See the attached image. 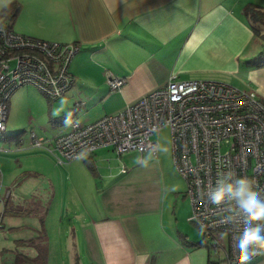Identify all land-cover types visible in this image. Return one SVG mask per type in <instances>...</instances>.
<instances>
[{"label": "crops", "instance_id": "1", "mask_svg": "<svg viewBox=\"0 0 264 264\" xmlns=\"http://www.w3.org/2000/svg\"><path fill=\"white\" fill-rule=\"evenodd\" d=\"M11 3L20 7L16 17L0 22L15 33L80 47L69 67L71 88L28 119L29 132L50 148L68 122L115 114L164 86L169 75L224 82L264 101V20L245 15L249 5L264 10V0H0V11ZM108 73L125 81L119 90L109 89ZM17 98L7 104L6 123ZM21 132L19 145L8 141V152L32 157L36 173H53L62 210L72 205L82 214L62 229L64 238H79L72 245L80 264H226L188 221L190 204L171 155L160 157L157 149L156 158L139 163L137 154L129 163L103 148L58 165L56 151L31 147ZM251 264H264V255Z\"/></svg>", "mask_w": 264, "mask_h": 264}, {"label": "built area", "instance_id": "2", "mask_svg": "<svg viewBox=\"0 0 264 264\" xmlns=\"http://www.w3.org/2000/svg\"><path fill=\"white\" fill-rule=\"evenodd\" d=\"M79 51L78 44L26 37L0 22V133L5 131L7 104L19 88L34 87L50 102L68 92L74 82L69 67ZM124 83L107 74L111 91L119 90ZM67 127L65 133L54 138L52 148L31 130V147L56 151L58 165L103 148L112 149L117 159L136 153L141 163L146 156L157 157L156 136L168 128L172 163L185 182L190 204L188 221L206 245L224 255L226 264H238L233 235L242 228L243 216L235 226L222 223L228 214L225 205L232 202L226 200L225 205L217 206L210 203L209 193L218 176L232 172L233 179L252 180L264 197V101L254 92L224 82L183 81L169 75L164 86L121 111L90 124L70 121ZM80 153L84 155L77 158ZM120 173H126L124 165ZM5 198H13L11 190Z\"/></svg>", "mask_w": 264, "mask_h": 264}, {"label": "rangeland", "instance_id": "3", "mask_svg": "<svg viewBox=\"0 0 264 264\" xmlns=\"http://www.w3.org/2000/svg\"><path fill=\"white\" fill-rule=\"evenodd\" d=\"M33 89L22 87L12 95L11 99L18 96V101L8 113L6 131L0 133V149L5 148V152H0V264H13L15 258L21 257H27L32 264H80L73 254L77 247L72 245V240L77 244L79 238H64L62 229L64 225L74 226L75 220L82 216L81 212L72 205L67 211L62 210L53 173L50 177L40 171L36 173V162L32 157L22 160L17 153L8 152L11 146L5 138L24 131L23 140H27L31 127L28 119L36 115L38 108L45 111L48 107L49 102ZM39 98L45 101V107ZM156 140L159 156L171 155L169 129H161ZM137 157V154H125L122 158L132 163ZM179 178L185 191V182ZM7 190H11L13 198H5ZM54 193L56 197H53ZM211 251L212 257L218 259L216 251Z\"/></svg>", "mask_w": 264, "mask_h": 264}, {"label": "clouds", "instance_id": "4", "mask_svg": "<svg viewBox=\"0 0 264 264\" xmlns=\"http://www.w3.org/2000/svg\"><path fill=\"white\" fill-rule=\"evenodd\" d=\"M83 155L80 153L77 158ZM233 176L232 172L218 176L209 201L217 206L225 205L226 200L232 202L225 205L228 214L222 223L226 225L240 224L242 214V228L233 235V253L238 264H251L254 257L264 255V197L252 180Z\"/></svg>", "mask_w": 264, "mask_h": 264}, {"label": "trees", "instance_id": "5", "mask_svg": "<svg viewBox=\"0 0 264 264\" xmlns=\"http://www.w3.org/2000/svg\"><path fill=\"white\" fill-rule=\"evenodd\" d=\"M19 8L20 7L17 3H11L10 5L4 7L0 11V18L14 19L17 15L18 11H19ZM245 15L252 22L264 20V10H261L258 7L253 6V5H249L246 7ZM21 135H22V132L14 135V136H10L8 138H5V140H7V141L14 140V141H16V144L19 145L20 144L19 140H20ZM86 166L93 175L96 174V170H95L92 163H90L89 161H86ZM13 264H32V261L30 259H28L27 257H21V258H15V261L13 262Z\"/></svg>", "mask_w": 264, "mask_h": 264}]
</instances>
